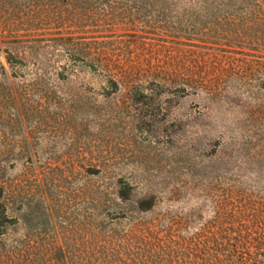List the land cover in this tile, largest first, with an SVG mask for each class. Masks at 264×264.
<instances>
[{
    "label": "rangeland",
    "instance_id": "rangeland-1",
    "mask_svg": "<svg viewBox=\"0 0 264 264\" xmlns=\"http://www.w3.org/2000/svg\"><path fill=\"white\" fill-rule=\"evenodd\" d=\"M214 1H13L0 264H264V52L189 39Z\"/></svg>",
    "mask_w": 264,
    "mask_h": 264
},
{
    "label": "trees",
    "instance_id": "trees-1",
    "mask_svg": "<svg viewBox=\"0 0 264 264\" xmlns=\"http://www.w3.org/2000/svg\"><path fill=\"white\" fill-rule=\"evenodd\" d=\"M13 1L0 0V34L6 33V37H14L11 43L18 45L44 42V39H18L19 37H28L33 34L30 32L31 30L22 29L23 26L16 28L12 22H7L4 19V14L6 15L13 11ZM196 11L193 18L195 19L193 21L194 24H191L190 28V40L199 41L204 44L236 48L240 51L248 50L250 56L255 52H264V0H216L207 3L203 7H199ZM107 73L111 78L117 77L112 71ZM3 195L4 188L0 187V234H4L2 229L7 222L1 216V212H3V215L6 214V209L2 203ZM116 199L124 203L132 201L121 193L115 194ZM95 203L96 210L102 213L103 204L101 195L97 196ZM136 204V213H139V216L131 217L129 220L139 223L151 221V219L140 215L153 211L155 207L154 199H145ZM105 215V219H112L110 214ZM115 219L125 220L128 218L123 216ZM101 220L102 218H99L97 221ZM226 262L227 264H238L235 260H227ZM241 264H245V262H241Z\"/></svg>",
    "mask_w": 264,
    "mask_h": 264
}]
</instances>
